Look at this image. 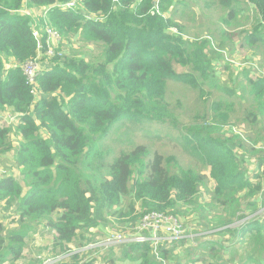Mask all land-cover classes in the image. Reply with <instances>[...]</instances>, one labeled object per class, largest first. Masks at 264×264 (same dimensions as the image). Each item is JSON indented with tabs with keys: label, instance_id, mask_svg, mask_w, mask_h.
Listing matches in <instances>:
<instances>
[{
	"label": "trees",
	"instance_id": "trees-1",
	"mask_svg": "<svg viewBox=\"0 0 264 264\" xmlns=\"http://www.w3.org/2000/svg\"><path fill=\"white\" fill-rule=\"evenodd\" d=\"M67 1L0 0V111L10 109L17 115L15 123L0 125V159L14 152V167L21 175L9 173L0 178V204L19 214V228L7 230L0 209V264H17L25 258L40 222L55 233L41 249L49 256L43 261L64 257L75 248L87 247L93 240L90 232L111 221L109 210L112 216L123 218L120 224L129 222L134 231L149 212L179 217L184 207L197 204L211 181L210 207L221 208V212L212 221L207 215L202 217L200 224L207 229L209 221L211 230L228 226L231 232L230 226L242 221L241 231L233 234V246L242 245L246 237V246L251 248L244 251L239 264H264V215L256 214L264 207V147L257 145L259 139L264 140L260 131L264 126V75L254 78L251 71H244L246 81L237 83L238 90L221 83L217 55L222 45H214L210 38L186 36L172 15L165 17L152 10V0H80L74 9L58 6ZM210 2L229 8L230 18L237 9L243 10L244 3L255 8L258 22L241 46L258 49L264 44V0ZM26 3L36 12L49 8V23L63 41L75 38L81 46H101V59L43 56L36 93H31L22 66L38 56L39 47L32 18L18 12ZM166 3L173 0H162L163 13ZM39 19L42 26L43 19ZM170 82L187 85L198 93L200 104L210 107L207 111L202 106L197 116L201 122L190 125L179 137L182 152L201 165L171 171L176 157L152 152L142 143L119 150L109 160L101 156L103 165H91L89 158L102 155L96 144L110 137L118 124L175 122L176 111L167 99ZM240 111L244 112L241 122L253 129L252 135L234 134L232 129L233 135H215L232 118H239ZM14 134L20 138L17 146L11 140ZM130 195L141 203L140 210L130 204L122 207ZM184 241L160 246L161 260L152 242L130 243L122 247V258L134 264H163V260L174 264L176 255L182 264H222L219 251L225 252L223 244H202L215 253L211 262L205 253L200 260L194 257L185 262L177 249ZM69 257L67 264H78V254Z\"/></svg>",
	"mask_w": 264,
	"mask_h": 264
},
{
	"label": "rangeland",
	"instance_id": "rangeland-1",
	"mask_svg": "<svg viewBox=\"0 0 264 264\" xmlns=\"http://www.w3.org/2000/svg\"><path fill=\"white\" fill-rule=\"evenodd\" d=\"M155 1L156 0H152L153 7L155 6ZM176 1L178 2L177 4ZM161 4L162 0L159 2V12L156 11V14L165 17L172 15L179 25L182 26L183 32L186 36L198 39L210 38L214 45L217 46L218 43L222 45L221 48L223 49L222 51L219 50L221 53L218 52L217 55L218 58H220L217 59V73L221 83L237 87L236 89L238 90L239 84L236 86L237 83L240 81H246V77L243 75L244 71H251V76L254 78L259 75H264V44L258 49H251L249 46H241V43L245 40L246 34L251 32L255 24L258 22L255 8L251 7L248 3L243 4V10L237 9V14L234 18H230L231 10L229 8L214 5L210 0H182V2L175 0V6H173V0L172 4L166 3L167 9H165L166 11H164V13L160 10ZM172 9H174L173 13ZM38 12L39 11H37V13ZM61 47L65 54H74L77 57H82L91 62H96L102 57L101 46L94 44L81 46L75 38L69 42L63 41ZM42 51L43 49L38 48V54ZM178 70L181 71L182 68L178 66ZM232 77L233 80L231 81ZM167 99L176 111L178 127L175 125L176 119L175 122L173 120V122L165 124L146 120L142 122L126 121L120 123L109 133L110 137L103 139L98 145L96 144L95 148L99 149L102 155L97 158L95 156L89 158L91 165L97 167L95 165L103 163V158H101V156L107 155V159L109 160L114 154L119 152V150H130L137 144L141 143L146 144L152 152L159 151L166 157H176V161H174L169 167L171 171H179L183 167H198L201 165L200 162L197 163L194 158L182 152L181 147L178 146V144L181 145L179 137L183 132L187 131V128L189 129L190 125L201 122L200 118L197 117L198 112L202 113L204 108L208 111L210 107H205L204 102L200 104L198 101V93L187 85L174 82L169 83ZM11 112L10 109L0 111L1 126L10 125V120L14 119V117L9 119V114ZM238 113L240 114L239 118H232L230 123L225 125L226 129L224 127L223 130H216L215 135H233L229 131L230 129H232L231 131H233L234 134L252 135L251 132H253V129H251L249 125L241 122L244 117V112L240 111ZM251 127L255 126L251 125ZM260 131L264 134V126L260 128ZM147 133L150 134L148 135ZM43 135H45V133H43ZM253 135H260V133H254ZM11 140L14 146H17L20 138L14 134L12 135ZM257 142L258 147H264V140L259 139ZM108 150H111L112 152L107 153ZM103 151L105 153H103ZM14 155V152H11L1 156L0 171L4 172V170H6V172L4 174L0 173V176L11 173L18 178L21 177L20 170L14 167ZM250 174L252 173L250 172ZM213 185L214 181H211L208 187L202 189L197 204L192 207H184L179 214L180 219H182V222L186 227L187 236L186 238H183L185 241L183 244H180L177 249L182 252L181 258L185 262L193 260L194 257H198L200 260L202 258L201 254H204L205 250H207L202 247V244L206 243L203 242L204 240L202 238V233L206 230V228L200 224L201 222H204L202 217L207 215L209 220L212 221L213 217H216V215L221 212V208L214 209L210 207L211 195L209 192L212 191ZM128 204L135 206L137 210H140L141 208V203L136 202L131 195L123 200L122 207L126 209ZM262 205L264 206V203ZM4 211L7 212V210L4 208L2 209V220L6 229H18L19 223L17 222V219L19 214L15 213V211H11V213L7 214ZM11 214L14 215L13 219ZM256 214H258L259 217H262L264 215V207ZM108 215L111 221L90 232V238L93 240L89 242L87 250L83 253L85 256H94L95 258H93V260H96L98 264H134L133 262L126 259L123 260L122 258V247L128 246L129 243H115L111 245L103 243L106 238L112 234L121 233L123 235H129L134 233L131 232L129 222L127 225L120 224V220L123 218H119L118 215L112 216L111 210L108 211ZM57 216V213L53 215L54 218ZM46 224V222H40V230L36 233L37 236L32 235L30 238L29 245L33 248L35 245L33 243L35 239L42 240L44 245H49L50 241L53 239L55 233L51 230L50 226H47ZM34 249L36 250V254H48V251H41L42 248ZM52 258L56 257H51L50 259ZM39 260L42 262L44 259L41 258ZM116 260H118L117 263H115ZM173 260H175L172 261L174 264H182L178 261L176 255L173 257Z\"/></svg>",
	"mask_w": 264,
	"mask_h": 264
},
{
	"label": "built area",
	"instance_id": "built-area-1",
	"mask_svg": "<svg viewBox=\"0 0 264 264\" xmlns=\"http://www.w3.org/2000/svg\"><path fill=\"white\" fill-rule=\"evenodd\" d=\"M80 0H69L67 2L58 4L64 9H74L78 6ZM159 2L155 1V6L152 10L159 12ZM22 15H27L32 18L31 28L34 30L35 38L38 41L39 49H43L45 45V53L43 51L38 54L34 59H29L23 63L22 70L26 77L27 84L31 87L32 93L35 94L36 90V78L42 67V59L47 56V58L55 57L56 55L62 56L65 54L61 47L63 42L59 31L51 26L48 20L49 8L41 9L38 13L34 11L31 7L26 5L18 10ZM43 19V25L40 26V19ZM44 56V57H43ZM10 124H12L17 115L9 114ZM129 235H123L121 233L109 235L103 242L106 245L111 244H124V243H144L152 242L154 254L159 260H161L159 255L160 246L167 242H171L178 239H183L186 236V227L179 217L168 214L165 212L153 211L146 213L140 219L138 225L135 227L134 231H131ZM163 260V259H162ZM44 264H67L63 261V257H56L52 259H47L43 262ZM163 264H167L163 260Z\"/></svg>",
	"mask_w": 264,
	"mask_h": 264
},
{
	"label": "crops",
	"instance_id": "crops-1",
	"mask_svg": "<svg viewBox=\"0 0 264 264\" xmlns=\"http://www.w3.org/2000/svg\"><path fill=\"white\" fill-rule=\"evenodd\" d=\"M0 173H5V172H2L0 171ZM2 176V175H1ZM0 176V178H1ZM0 209L2 211L3 209V202L2 204H0ZM11 211H15L14 208H11L9 211L5 212L7 214L11 213ZM15 213H17L15 211ZM12 216V219L14 218V215L11 214ZM242 221L240 222H237L233 225H231L230 227L232 228V231L228 232L226 230V228L228 226H222L218 229H214V230H211V226L213 225L212 222H209L205 225L207 227V229L202 233L203 235V242H208V243H211V242H216L217 244L219 243L220 245L223 244L224 245V249H225V252H222V251H219V254H220V257H223V260H220V263L222 264H239V262L241 263V260L244 258V251L246 250H250L251 246H246V240L244 238V243L241 245V244H238V247H241V248H238V247H235L233 246V234L235 233H239L238 231H241V228H242ZM220 231V232H219ZM218 232V234L216 233ZM216 233V234H215ZM35 236H37V234H34ZM197 235V234H195ZM187 236V235H186ZM185 236V238H186ZM238 239H241V236L238 238ZM35 245H34V248H43L44 245L42 240H36L33 242ZM31 245L28 246V248L25 250L24 254H25V258H23L21 261H19L17 264H43V263H37L39 259H44V257H49L47 256V254L45 255V253L43 254H36V250L34 249ZM238 249H240V251H238ZM40 250V249H38ZM87 250V247L85 248H82V249H77L75 248L71 253H69V255H66L64 256V260H65V263H69L70 262V255L71 254H78L79 255V262L78 264H98L96 260H93V258H95L94 256H89V255H86L83 253ZM44 251V250H43ZM205 254H206V258L210 260L213 259V256L215 255L211 253V249L209 248V250H205ZM215 258V257H214ZM118 260L115 261V263H117ZM224 261V262H223ZM44 262V261H43ZM4 264H7L6 262ZM248 264H254V262L250 261Z\"/></svg>",
	"mask_w": 264,
	"mask_h": 264
}]
</instances>
